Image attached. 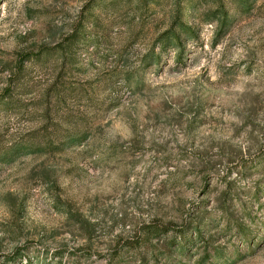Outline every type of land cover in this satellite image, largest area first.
Segmentation results:
<instances>
[{
  "label": "rangeland",
  "instance_id": "obj_1",
  "mask_svg": "<svg viewBox=\"0 0 264 264\" xmlns=\"http://www.w3.org/2000/svg\"><path fill=\"white\" fill-rule=\"evenodd\" d=\"M0 264H264V0H0Z\"/></svg>",
  "mask_w": 264,
  "mask_h": 264
}]
</instances>
